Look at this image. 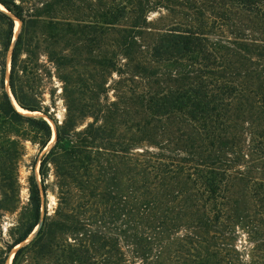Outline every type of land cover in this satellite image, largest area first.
<instances>
[{
	"label": "trees",
	"instance_id": "16d2710c",
	"mask_svg": "<svg viewBox=\"0 0 264 264\" xmlns=\"http://www.w3.org/2000/svg\"><path fill=\"white\" fill-rule=\"evenodd\" d=\"M92 1L0 0L21 22L9 72V88L20 108L52 118L38 102L44 66L35 56L39 35L45 41L48 61L57 69L70 67L73 59L56 52V42L73 54L91 53L116 32L123 55L133 54L146 24H119L127 18L132 0H97L98 10H91ZM230 1L247 11L258 8L256 0ZM14 34V19L0 9V175L5 170L3 162L15 158L23 142L28 140L43 152L53 140L48 121L22 114L6 91V55ZM23 53L26 56L21 59ZM152 53L157 60L180 59L195 66L194 78L187 71L180 72L182 82L176 88L138 100L145 117L133 125L136 131L150 137L166 124V140L176 146L166 149L151 140L122 134L126 125L114 119L116 103L105 106L100 121L78 132L70 115L61 123L52 118L55 142L41 156L40 185L34 175L29 178L28 207L8 249L24 242L38 227L30 246L40 259L53 264L225 263L216 243L221 233L216 230L226 220V182L240 161L236 156L240 142L231 125L238 115V107H233L238 88L224 78L222 57L196 30L168 29ZM136 148L143 152H131ZM253 148L264 156V108L262 130ZM51 167L58 199L53 214L42 210L41 197V191L46 197ZM251 192L264 217V184L254 183ZM13 203L3 194L0 219L1 212L15 210ZM26 247L15 252L12 264Z\"/></svg>",
	"mask_w": 264,
	"mask_h": 264
},
{
	"label": "rangeland",
	"instance_id": "374dc122",
	"mask_svg": "<svg viewBox=\"0 0 264 264\" xmlns=\"http://www.w3.org/2000/svg\"><path fill=\"white\" fill-rule=\"evenodd\" d=\"M256 1L257 10L247 11L230 0H132V6L127 10V18L119 21V24L129 26L135 21L146 24L139 31L141 33L137 37V46L132 55L125 56L120 51L116 32L104 38L99 49L91 50V53L81 51L73 54L69 48L62 50L65 48L63 44L52 42L56 52L73 59L70 67L57 69L48 61L45 41L40 35L35 50L36 60L40 58V63L44 65L41 67L42 80L38 85L41 96L38 102L58 123L70 115L71 119L76 120L75 130L78 132L88 123L96 119L100 121L105 106L116 103L117 112H112L116 121H122L126 125V129L120 130L122 134L151 140L159 147L172 149L176 143L167 142L166 124L156 131V135L151 134L150 137L142 136L133 127L136 121L145 117L138 100L149 94L164 93L176 88L182 82L180 72L187 71L189 77L194 78L195 74L192 72H195V66L180 59L157 60L152 50L160 36L174 26L200 32L215 47L217 54L222 57L224 78L238 88L233 101V107H238V115L232 119L231 125L232 134L240 142L239 153L236 154L240 161L232 169V176L226 182V220L216 230L221 233L220 240H216V243L220 244L224 264H264L263 210L257 205L251 192L254 183L264 184V156L253 148V141L262 130L264 108V0ZM97 3V0L92 1L91 10L99 9ZM165 3L170 8H166ZM0 9L3 10L2 6ZM13 19L15 31L20 32L21 24L16 29L17 18ZM120 28L122 27L115 29ZM25 56L23 53L21 59ZM10 60L9 50L5 63V85L13 102L9 94ZM99 61L100 65L95 64ZM18 109L22 114L46 119L51 125L53 140L51 138L43 152L38 145L27 140L23 142V150L17 149L15 158L3 162L5 170L0 175V200L5 194L14 201L16 208L11 212H1L0 261L3 264H12L15 252L27 246L16 264H53L40 259L34 247L30 246L38 227L19 247L12 250L7 247L14 233L18 232L28 207L29 178L34 175L40 185L41 156L50 150L56 138L55 123L49 115ZM145 150L158 152L155 147H146ZM131 152L138 154L143 152V148H136ZM240 172L244 176L241 177ZM46 183V197L41 191L42 210L46 208L53 214L58 207V199L52 167ZM214 240L212 243H215Z\"/></svg>",
	"mask_w": 264,
	"mask_h": 264
},
{
	"label": "water",
	"instance_id": "95a60500",
	"mask_svg": "<svg viewBox=\"0 0 264 264\" xmlns=\"http://www.w3.org/2000/svg\"><path fill=\"white\" fill-rule=\"evenodd\" d=\"M0 6H2V5L0 4ZM2 7H3V6H2ZM3 9H4V10H2V11H5L6 13H8L12 18H15L13 15H11V13H9V12L7 11L4 7H3ZM18 34H19V32H17L16 36H15V34H14V36H13L12 46H11L10 52H11L12 47H13V45H14L16 39H17ZM9 94H10V96H12V98L14 99V97H13L11 91L9 92ZM14 101H15V99H14ZM15 103H16V101H15ZM16 105H17V103H16ZM17 107L20 108L18 105H17ZM20 110L26 111V110H24V109H22V108H20ZM26 112H29V111H26ZM21 244H22V243H21ZM21 244L17 245L15 248L19 247Z\"/></svg>",
	"mask_w": 264,
	"mask_h": 264
},
{
	"label": "bare ground",
	"instance_id": "6f19581e",
	"mask_svg": "<svg viewBox=\"0 0 264 264\" xmlns=\"http://www.w3.org/2000/svg\"><path fill=\"white\" fill-rule=\"evenodd\" d=\"M3 8V7H2ZM4 10V9H3ZM20 21L18 20V19H16V29L20 26ZM17 32H18V30H16L15 31V36H16V34H17ZM13 99V98H12ZM14 100V99H13ZM13 102H15V101H13ZM15 104V103H14ZM16 105V104H15ZM22 111V110H21Z\"/></svg>",
	"mask_w": 264,
	"mask_h": 264
}]
</instances>
